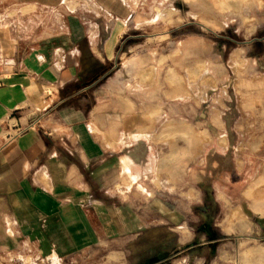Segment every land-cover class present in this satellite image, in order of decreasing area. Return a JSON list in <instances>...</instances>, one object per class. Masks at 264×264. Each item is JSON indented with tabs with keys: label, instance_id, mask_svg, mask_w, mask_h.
Here are the masks:
<instances>
[{
	"label": "crops",
	"instance_id": "obj_1",
	"mask_svg": "<svg viewBox=\"0 0 264 264\" xmlns=\"http://www.w3.org/2000/svg\"><path fill=\"white\" fill-rule=\"evenodd\" d=\"M71 2L0 0V264H264V130L188 83L198 8Z\"/></svg>",
	"mask_w": 264,
	"mask_h": 264
},
{
	"label": "rangeland",
	"instance_id": "obj_2",
	"mask_svg": "<svg viewBox=\"0 0 264 264\" xmlns=\"http://www.w3.org/2000/svg\"><path fill=\"white\" fill-rule=\"evenodd\" d=\"M189 3L198 11L188 13V36L199 32L203 38L205 59L203 64L195 66L194 63L190 66L197 67L203 74L187 77L188 83L193 86L202 83L204 95L212 89H219L228 98L226 90L230 89V96L240 112L237 116L245 117L248 122L245 124L247 131L253 133L256 127L263 131L264 92L259 93L252 84L257 81V77L264 78V0H224L221 9L210 0ZM43 19L46 25L54 19V15L45 10ZM210 21H215L219 27L208 26L207 23L216 25ZM212 71H215L214 75ZM251 98L254 101L253 107L249 106ZM121 259L108 257L105 252H84L68 258L29 257L27 264H127Z\"/></svg>",
	"mask_w": 264,
	"mask_h": 264
},
{
	"label": "bare ground",
	"instance_id": "obj_3",
	"mask_svg": "<svg viewBox=\"0 0 264 264\" xmlns=\"http://www.w3.org/2000/svg\"><path fill=\"white\" fill-rule=\"evenodd\" d=\"M65 1H66V3H69V4L72 3L71 2L72 0H65ZM187 1L191 2V1H195V0H187ZM210 1L213 3L214 6L219 7L220 9L224 5V0H210ZM71 7H73L72 4H71Z\"/></svg>",
	"mask_w": 264,
	"mask_h": 264
}]
</instances>
